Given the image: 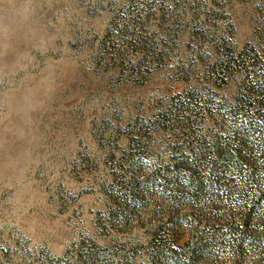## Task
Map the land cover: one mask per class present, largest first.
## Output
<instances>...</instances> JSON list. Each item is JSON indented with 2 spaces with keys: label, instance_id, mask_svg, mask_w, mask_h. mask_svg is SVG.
I'll list each match as a JSON object with an SVG mask.
<instances>
[{
  "label": "rangeland",
  "instance_id": "374dc122",
  "mask_svg": "<svg viewBox=\"0 0 264 264\" xmlns=\"http://www.w3.org/2000/svg\"><path fill=\"white\" fill-rule=\"evenodd\" d=\"M0 264H264V0H0Z\"/></svg>",
  "mask_w": 264,
  "mask_h": 264
}]
</instances>
